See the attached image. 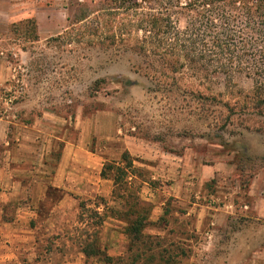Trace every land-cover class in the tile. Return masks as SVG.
Listing matches in <instances>:
<instances>
[{
    "label": "rangeland",
    "instance_id": "374dc122",
    "mask_svg": "<svg viewBox=\"0 0 264 264\" xmlns=\"http://www.w3.org/2000/svg\"><path fill=\"white\" fill-rule=\"evenodd\" d=\"M35 5L49 11L0 27V132L4 118L93 153L119 156L129 147L138 184L188 188L182 211L193 203L223 211L230 204V225L218 226L216 249L206 256L215 241L203 239L194 264H253L257 249L264 250V110L254 104L255 79L152 71L130 40H113L110 0ZM210 95L222 102L204 98ZM115 200L110 205L122 210L123 198ZM104 201L70 204L74 256L81 233L98 227Z\"/></svg>",
    "mask_w": 264,
    "mask_h": 264
},
{
    "label": "crops",
    "instance_id": "0c3cea01",
    "mask_svg": "<svg viewBox=\"0 0 264 264\" xmlns=\"http://www.w3.org/2000/svg\"><path fill=\"white\" fill-rule=\"evenodd\" d=\"M22 1L0 0V27L6 29L26 14L37 16L41 10L49 11L37 8L38 0H29L26 7ZM2 128L0 264H194L195 254L201 252V247L203 250L206 247L202 240L215 241L210 251H205L209 256L221 237L218 228L226 229L230 225V214H233L230 204L223 211L193 203L182 211L188 188L182 191L175 182L165 192L141 181L138 184L141 185V198L151 205V210L143 230L147 244L136 249L142 255L138 261L133 259L135 249H129L131 237L125 232L126 222L111 214L98 228L96 245L97 250L111 260L104 259L103 254L88 255L83 251L81 241L77 250L79 255L74 256L69 237L74 220L70 204L78 203L82 197L99 196L108 200V209L117 210L118 206L110 205L116 202L114 182L103 178L101 172L105 161L120 162L123 153H130L131 149L128 147L119 156L110 151L89 152L71 145L64 136L48 137L34 131L20 120L3 118ZM257 210L260 214L257 219H260L263 215L261 209ZM104 211L103 207L101 213ZM188 218L193 221L191 226ZM221 219H224L222 225ZM262 249L261 246L257 249L260 252H255L253 264H264ZM151 257L153 261L150 262Z\"/></svg>",
    "mask_w": 264,
    "mask_h": 264
},
{
    "label": "trees",
    "instance_id": "16d2710c",
    "mask_svg": "<svg viewBox=\"0 0 264 264\" xmlns=\"http://www.w3.org/2000/svg\"><path fill=\"white\" fill-rule=\"evenodd\" d=\"M110 14L117 21L114 41H129L131 49L147 59L150 69L172 73L189 70L201 78L245 75L255 79V106L264 110V0H110ZM183 23V25H181ZM203 97V95H201ZM222 102L217 96L204 97ZM135 159L124 152L120 162L104 164L101 176L113 180L114 198H123L122 210L110 214L126 222L130 251L147 244L143 230L151 205L142 200ZM123 191V193H121ZM103 205L107 208V201ZM82 209L85 207L81 203ZM108 210V208H107ZM100 213L98 227L81 236L88 255L97 250L98 228L108 211ZM83 211V210H82ZM80 220L83 221L82 215ZM153 261V257L150 258ZM122 260V259H121Z\"/></svg>",
    "mask_w": 264,
    "mask_h": 264
}]
</instances>
